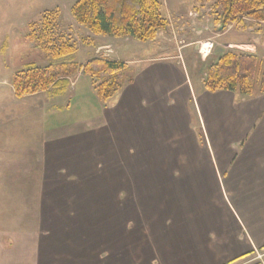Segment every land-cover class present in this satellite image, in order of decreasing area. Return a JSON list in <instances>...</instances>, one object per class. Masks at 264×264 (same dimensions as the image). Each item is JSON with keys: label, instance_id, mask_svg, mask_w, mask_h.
Returning a JSON list of instances; mask_svg holds the SVG:
<instances>
[{"label": "rangeland", "instance_id": "obj_1", "mask_svg": "<svg viewBox=\"0 0 264 264\" xmlns=\"http://www.w3.org/2000/svg\"><path fill=\"white\" fill-rule=\"evenodd\" d=\"M75 1L0 0V47L7 43L0 50V86L3 81L11 84L15 73L23 70L27 63L37 66L55 63L26 38L30 24L39 25L43 12L53 9H59V30L76 44V52L66 58L77 65L95 56L122 61L127 66L121 79L125 84L133 81L137 70L149 65L148 58L153 52L166 54L162 58H171L169 62L178 66L196 88L201 86L205 68L225 51L251 53L260 61L264 59V22L243 18L241 26L228 24L222 28L214 21L216 0H159L169 26L146 42L129 37L93 36L72 18L70 9ZM260 70L261 66L255 75V88ZM69 79L67 90L60 96L38 93L20 102L19 107L36 109L38 128L44 122L45 133L53 130V141L44 145L38 140L35 162L12 164L15 176L0 180V188L2 185L7 188L10 183L12 190L21 192L0 194L1 206L8 208L14 204L21 209L16 211L20 215V221H15L16 229L22 232L34 228L37 235H51L54 250L63 246L70 253L84 252L87 256L95 255L96 259L100 255L101 264H109L114 252L116 264H172L174 252L183 247L185 237L194 236L199 226L220 222V216L210 220L209 214L192 211L204 210V204L214 202L212 196L217 195L215 189L218 180L221 181L220 167L215 166L219 169L217 184L215 178H211L213 190L203 174L196 173L191 182L168 178L174 170L183 171L186 165L177 162L174 156L162 162L164 177L142 178L146 172L155 175L162 166L148 161L155 159V155H142L139 146L133 149L137 152L130 155L122 142H114L111 137L116 145V154H112L107 135V141L103 137L94 145L100 138L93 140L92 136L99 133L93 130L101 122L103 105L87 76L78 71ZM111 100L109 102H114ZM45 102H57L60 107L48 114ZM196 124L198 140L194 156L197 168L202 169L208 163L201 148L203 144L199 142L202 122L197 120ZM181 126L183 128V123ZM212 145L213 150H206L207 155L220 156L221 148L216 140H212ZM184 180L185 186L178 185ZM35 205L37 211H34ZM41 205H44L43 210ZM45 205L53 208L52 217L46 223L41 217L44 213L48 216ZM35 213L38 218L31 223ZM174 222L178 235L173 234ZM228 228L233 229L230 224ZM108 229L110 234L106 233ZM92 235L96 242L89 241ZM261 260L264 261L262 249L243 264H258ZM181 262L187 263L186 260Z\"/></svg>", "mask_w": 264, "mask_h": 264}, {"label": "crops", "instance_id": "obj_2", "mask_svg": "<svg viewBox=\"0 0 264 264\" xmlns=\"http://www.w3.org/2000/svg\"><path fill=\"white\" fill-rule=\"evenodd\" d=\"M163 55L166 54L153 52L148 58L149 65L137 70L133 81L111 98L114 102L110 99L101 106V122L93 130L99 133L92 139L100 138L94 145L103 137L107 141L109 136L107 143H110L112 154H116L114 142H122L130 155L136 153L133 149L139 146L142 155H155V159L148 161L161 165L165 159L167 162L174 156L177 162L186 165L183 171L174 170L168 178L191 182L196 173L203 174L210 180L212 190L211 178H215L216 184L219 178V169L215 166L220 167L221 181L218 180L215 189L217 195L212 196L214 202L204 204V210H192L209 214L210 220L220 216V222L199 226L194 236L185 237L183 247L174 252L172 264H182V260H186V264H243L257 250H264V94L255 91L249 97H242L229 91L211 93L203 88L201 81V86L196 88L178 66L169 62L171 58H162ZM4 83L0 86V180L15 176L12 164L36 161L38 140L44 145L53 141V130L45 133L44 122L38 128L36 109L19 107L21 101L32 99L36 94L16 98L10 81ZM57 105V102H45L48 114ZM197 120L202 122L199 142L203 144L200 147L208 163L202 169L197 168L194 156L197 152ZM212 140H216L221 148V155L214 158L206 153L212 149ZM164 173L162 165L155 175L146 172L141 177L159 179ZM184 182L178 185L185 186ZM7 184V188L2 185L0 194L21 192L12 190L13 185ZM34 207L37 211V206ZM43 207L40 206L41 210ZM18 210L21 209L14 204L8 208L0 204V264H101L100 255L96 259L95 255L87 256L84 252L70 253L63 246L54 250L51 235H37L34 228L22 232L16 229L15 221H20ZM52 210V206L45 205L48 216L41 215L45 223L51 219ZM34 215L31 223L38 218L36 213ZM229 224L233 229L228 228ZM172 227L173 234H180L175 222ZM106 233L110 234L111 230ZM93 236L89 241L96 242ZM113 254L114 260L110 257L109 264H116V252ZM258 262L264 264L262 260Z\"/></svg>", "mask_w": 264, "mask_h": 264}, {"label": "trees", "instance_id": "obj_3", "mask_svg": "<svg viewBox=\"0 0 264 264\" xmlns=\"http://www.w3.org/2000/svg\"><path fill=\"white\" fill-rule=\"evenodd\" d=\"M213 8L214 21L222 28L228 24L241 26L243 18L264 22V0H216ZM70 14L77 25L93 36L129 37L141 42L155 39L169 26L159 0H76ZM58 16L59 9L46 10L39 25L30 24L26 38L55 63L45 66L27 63L12 77L14 96L23 98L38 93L60 96L67 90L70 76L79 71L90 79L95 96L105 104L124 86L121 79L126 64L96 56L82 65L67 59L76 52V44L59 30ZM260 66L255 88V75ZM201 82L211 93L229 91L242 97H249L255 91L264 94V59L260 61L251 53L225 51L205 68Z\"/></svg>", "mask_w": 264, "mask_h": 264}, {"label": "bare ground", "instance_id": "obj_4", "mask_svg": "<svg viewBox=\"0 0 264 264\" xmlns=\"http://www.w3.org/2000/svg\"><path fill=\"white\" fill-rule=\"evenodd\" d=\"M207 49V48H206Z\"/></svg>", "mask_w": 264, "mask_h": 264}]
</instances>
